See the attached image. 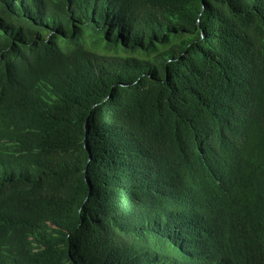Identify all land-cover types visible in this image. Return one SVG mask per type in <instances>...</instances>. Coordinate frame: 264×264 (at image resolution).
<instances>
[{
  "label": "trees",
  "instance_id": "16d2710c",
  "mask_svg": "<svg viewBox=\"0 0 264 264\" xmlns=\"http://www.w3.org/2000/svg\"><path fill=\"white\" fill-rule=\"evenodd\" d=\"M0 264H264V0H0Z\"/></svg>",
  "mask_w": 264,
  "mask_h": 264
}]
</instances>
